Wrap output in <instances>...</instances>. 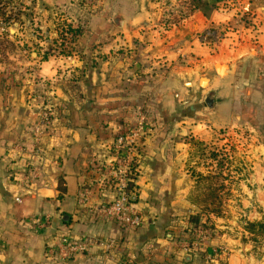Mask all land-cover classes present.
I'll return each mask as SVG.
<instances>
[{
	"label": "crops",
	"instance_id": "obj_1",
	"mask_svg": "<svg viewBox=\"0 0 264 264\" xmlns=\"http://www.w3.org/2000/svg\"><path fill=\"white\" fill-rule=\"evenodd\" d=\"M222 1L22 0L35 22L6 25L18 55L0 62V264H264L233 225L250 219L247 187L264 191V0ZM140 114L129 198L143 227L124 231L98 210L117 197L115 140ZM221 133L255 145L230 158L243 207L220 216ZM61 236L91 246L60 263L46 248Z\"/></svg>",
	"mask_w": 264,
	"mask_h": 264
},
{
	"label": "built area",
	"instance_id": "obj_2",
	"mask_svg": "<svg viewBox=\"0 0 264 264\" xmlns=\"http://www.w3.org/2000/svg\"><path fill=\"white\" fill-rule=\"evenodd\" d=\"M231 4L232 0H223L220 8L227 10ZM208 37L214 40L216 44L222 39L220 34L217 35L215 33H209ZM49 123V117L47 115H42L40 123L32 130V136L35 142L39 141L43 128L48 126ZM147 127L149 126L146 117L140 114L136 127L128 134L120 136L115 140L114 156L117 162V169L112 171V176L117 180V197L110 205L98 210L99 215L119 225L124 231L138 230L143 227V220L138 216L131 205L127 186L132 176L131 172L137 161L136 152L139 141L148 130ZM225 152L229 153L228 151ZM36 179H38V175L35 173L31 174L28 171L24 177L23 185L31 183V181ZM36 226L38 231L42 232L51 226V220L49 217L45 216ZM199 235L202 239H206L208 233L205 230H201L199 231ZM90 246L91 243L88 240L76 241L68 236H61L50 244L46 248V251L50 257L55 258L58 262L66 263L80 256Z\"/></svg>",
	"mask_w": 264,
	"mask_h": 264
},
{
	"label": "rangeland",
	"instance_id": "obj_3",
	"mask_svg": "<svg viewBox=\"0 0 264 264\" xmlns=\"http://www.w3.org/2000/svg\"><path fill=\"white\" fill-rule=\"evenodd\" d=\"M22 0H6L3 3V6H0V62H10L15 63L16 57L18 54H16L17 48L14 47V44L8 42L6 37L4 35H8V31H6V25H8L10 22H35L34 21V15L31 13H28L27 16H25L24 12L21 10ZM8 54V55H7ZM11 58V59H8ZM243 134V133H242ZM247 135V136H245ZM219 142L212 146L211 151L213 153V158L217 159V172L214 179L218 182V187H216V192L213 191V195L216 197V203H214V206L216 209L221 211L220 216L223 214L222 212H225L227 210V207H232L234 209H242L243 205L242 203H239L240 198L238 195L241 192V188L237 186V182L234 181L233 184L229 182L228 184H225V180L229 176V169H230V158H233V153H237V148H245L248 146H254L255 144L252 143L253 139L252 136H250V133H244L242 136H240L237 139L232 140L230 137L226 136L225 133H221ZM228 150L229 153L225 152L224 150ZM214 150L217 151V153H214ZM210 157V155H209ZM250 165L251 167L256 160L250 156ZM255 158L258 157V154L254 156ZM237 156L235 157V161L237 160ZM237 162V161H236ZM251 176L254 174L253 171L250 172ZM236 178V177H235ZM247 190L251 193V198L249 203L244 204L243 211L247 216H250V219H247L244 217L242 213L239 212V214L242 216L237 217L236 219H233L234 221V228L236 229H243L246 234V241L252 244V246L255 247V249L252 251L253 255H264V237H253L248 232H246L245 228L247 226V223L249 222H262L264 221V191H260V194L258 192V188L253 186V183L247 187ZM260 195V196H259ZM231 202V203H230ZM247 208V209H246ZM224 210V211H222ZM228 213L230 212L227 210ZM257 215H259L260 220L255 219L259 218ZM226 216V215H225ZM255 216V217H254ZM234 217V216H233ZM229 221L231 220V215L229 214ZM235 218V217H234ZM232 225V226H233Z\"/></svg>",
	"mask_w": 264,
	"mask_h": 264
},
{
	"label": "trees",
	"instance_id": "obj_4",
	"mask_svg": "<svg viewBox=\"0 0 264 264\" xmlns=\"http://www.w3.org/2000/svg\"><path fill=\"white\" fill-rule=\"evenodd\" d=\"M6 0H0V6H3V3ZM1 16V14H0ZM75 33H78L77 30H74ZM134 186V178L130 177L128 181V186H127V192L129 193ZM246 232H248L250 235L253 237H264V221L262 222H249L247 223V226L245 228Z\"/></svg>",
	"mask_w": 264,
	"mask_h": 264
}]
</instances>
